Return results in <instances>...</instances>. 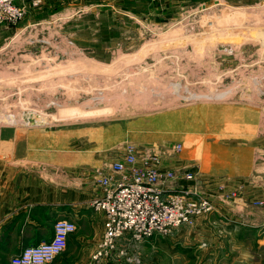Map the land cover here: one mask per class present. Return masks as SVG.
<instances>
[{
	"label": "rangeland",
	"instance_id": "374dc122",
	"mask_svg": "<svg viewBox=\"0 0 264 264\" xmlns=\"http://www.w3.org/2000/svg\"><path fill=\"white\" fill-rule=\"evenodd\" d=\"M14 2L20 16L0 23V161L14 134L43 127L55 143L69 138L70 162L92 165L84 183L102 192L100 178L131 152L140 165L152 155L160 170L187 166L195 178L174 184L215 210L101 264H230L207 230L263 228L244 208L263 213L264 198L244 191L264 190V0ZM252 250L232 264H264Z\"/></svg>",
	"mask_w": 264,
	"mask_h": 264
},
{
	"label": "crops",
	"instance_id": "0c3cea01",
	"mask_svg": "<svg viewBox=\"0 0 264 264\" xmlns=\"http://www.w3.org/2000/svg\"><path fill=\"white\" fill-rule=\"evenodd\" d=\"M48 132L43 127L20 130L9 141L13 153L5 154L0 161V264H11L12 257L25 247L51 238L58 219H70L78 228L70 235L63 254L50 264L89 262L103 236L104 214L92 207V201L102 191L90 181L84 183L83 169L92 165L84 159L70 162L69 138L61 133L55 137V143ZM79 153L76 152L77 156ZM53 168L66 171L59 184L50 180L54 177ZM213 184L219 185L221 181ZM262 198L264 190L260 187L244 191L247 202ZM218 208L221 214L219 203ZM261 211L244 208V215L255 221L256 227H263L260 230L246 228L250 225L245 226V221H235L241 228L214 232L218 235L212 229L207 230L208 244L219 251L221 259L232 264L241 261L250 249L254 253L264 251V211Z\"/></svg>",
	"mask_w": 264,
	"mask_h": 264
},
{
	"label": "built area",
	"instance_id": "2783aa9c",
	"mask_svg": "<svg viewBox=\"0 0 264 264\" xmlns=\"http://www.w3.org/2000/svg\"><path fill=\"white\" fill-rule=\"evenodd\" d=\"M20 12L14 0H0V23L16 20ZM180 149L182 145L176 144L167 154ZM148 157L154 161L140 165L136 154L131 152L123 161L111 166L117 176L100 178L103 192L93 200L92 207L105 214V231L93 259L87 264L112 262L114 254L127 258L132 249L147 239L168 235L176 228L189 225L193 214H209L215 210L197 191L174 184L180 177L194 179L193 170L187 166L182 171L160 170L159 157ZM168 181L174 184L171 189L163 186ZM77 228L70 219H58L51 238L25 247L12 257L11 264L52 263L65 251L70 235Z\"/></svg>",
	"mask_w": 264,
	"mask_h": 264
},
{
	"label": "water",
	"instance_id": "95a60500",
	"mask_svg": "<svg viewBox=\"0 0 264 264\" xmlns=\"http://www.w3.org/2000/svg\"><path fill=\"white\" fill-rule=\"evenodd\" d=\"M34 124H39V123H33L32 125H34ZM32 125H30V126H32Z\"/></svg>",
	"mask_w": 264,
	"mask_h": 264
},
{
	"label": "bare ground",
	"instance_id": "6f19581e",
	"mask_svg": "<svg viewBox=\"0 0 264 264\" xmlns=\"http://www.w3.org/2000/svg\"><path fill=\"white\" fill-rule=\"evenodd\" d=\"M86 119V118H85Z\"/></svg>",
	"mask_w": 264,
	"mask_h": 264
}]
</instances>
